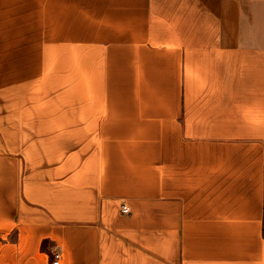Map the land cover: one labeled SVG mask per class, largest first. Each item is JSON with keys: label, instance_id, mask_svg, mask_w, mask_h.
Returning <instances> with one entry per match:
<instances>
[{"label": "crops", "instance_id": "crops-1", "mask_svg": "<svg viewBox=\"0 0 264 264\" xmlns=\"http://www.w3.org/2000/svg\"><path fill=\"white\" fill-rule=\"evenodd\" d=\"M54 252L264 264V0H0V264Z\"/></svg>", "mask_w": 264, "mask_h": 264}, {"label": "built area", "instance_id": "built-area-1", "mask_svg": "<svg viewBox=\"0 0 264 264\" xmlns=\"http://www.w3.org/2000/svg\"><path fill=\"white\" fill-rule=\"evenodd\" d=\"M121 212L123 214H127L128 213V210L127 208H122ZM59 260H60V255L56 252L53 253L52 255V260H51V264H58L59 263Z\"/></svg>", "mask_w": 264, "mask_h": 264}, {"label": "rangeland", "instance_id": "rangeland-1", "mask_svg": "<svg viewBox=\"0 0 264 264\" xmlns=\"http://www.w3.org/2000/svg\"><path fill=\"white\" fill-rule=\"evenodd\" d=\"M9 51H10V50H3V55H10V54H9Z\"/></svg>", "mask_w": 264, "mask_h": 264}]
</instances>
